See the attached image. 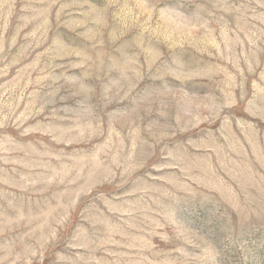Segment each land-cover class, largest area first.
<instances>
[{"label": "rangeland", "instance_id": "374dc122", "mask_svg": "<svg viewBox=\"0 0 264 264\" xmlns=\"http://www.w3.org/2000/svg\"><path fill=\"white\" fill-rule=\"evenodd\" d=\"M0 264H264V0H0Z\"/></svg>", "mask_w": 264, "mask_h": 264}]
</instances>
